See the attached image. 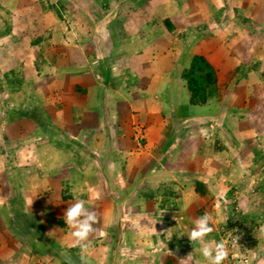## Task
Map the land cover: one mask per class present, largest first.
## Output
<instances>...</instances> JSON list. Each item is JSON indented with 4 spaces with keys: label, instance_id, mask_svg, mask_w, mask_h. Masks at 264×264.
<instances>
[{
    "label": "crops",
    "instance_id": "0c3cea01",
    "mask_svg": "<svg viewBox=\"0 0 264 264\" xmlns=\"http://www.w3.org/2000/svg\"><path fill=\"white\" fill-rule=\"evenodd\" d=\"M253 38L264 0H0V264H216L246 194L264 264ZM195 54L226 99L190 102Z\"/></svg>",
    "mask_w": 264,
    "mask_h": 264
},
{
    "label": "rangeland",
    "instance_id": "374dc122",
    "mask_svg": "<svg viewBox=\"0 0 264 264\" xmlns=\"http://www.w3.org/2000/svg\"><path fill=\"white\" fill-rule=\"evenodd\" d=\"M232 38H234V36H231ZM237 42L241 43L240 41V37L237 36L236 37ZM215 43L216 44H224L227 45L229 43V35H226L225 37L222 36H217L215 37ZM256 47L259 44H262L264 46V39L260 38V39H254L253 38V42L251 43ZM262 57H264V54L262 55ZM256 66V64H255ZM1 73V72H0ZM215 76H216V71H215ZM1 77V76H0ZM216 96L217 97H221L220 95H222V97L224 99H226V91H229V85L224 84V83H218L217 86V80H216ZM1 87V86H0ZM5 88H2L1 93L5 92L4 91ZM264 136V134H263ZM262 155V154H261ZM258 162L253 166L254 170H258L259 171V175L253 176L252 180L249 179V184H248V188L251 189V193L254 194L256 193L254 190L256 187V184H258V186H260L259 189H261L262 191H264V154L262 155V157L260 159L257 160ZM237 190V188H236ZM240 192V191H239ZM239 194V193H238ZM261 194H257L254 197L255 201H262L264 203V192L262 193L261 196H258ZM245 196V201L243 202L242 200L244 199ZM244 196H238L237 199H233L231 201L234 202L233 205V214H229L224 216L225 220L229 221L228 224L226 225V223L224 224V226L221 227V234H222V238H223V251H221L217 256H218V260H220L222 263H226V264H260V259L258 260L257 257L255 256V252L252 250V248L250 249V247L252 246H248L247 247V230L248 228L244 227L245 223L243 222V218H242V210H244V212L246 214H248V208H249V204L248 201L250 202V197H248V195H244ZM246 198L248 199L246 201ZM242 199V200H241ZM226 201L225 199H223L220 202V206L223 204H225ZM244 214V213H243ZM232 218V219H230ZM240 223L241 227L240 230L241 232H243V238L239 241V243H235L234 246H231L230 243H232V241H229L226 244V238L228 236V234H231L232 236L236 234V236L238 235V233L240 231H236L235 230V226ZM229 240H231V237H229ZM250 244V243H249ZM248 249V250H247ZM250 250V251H249ZM217 264V262H216Z\"/></svg>",
    "mask_w": 264,
    "mask_h": 264
},
{
    "label": "trees",
    "instance_id": "16d2710c",
    "mask_svg": "<svg viewBox=\"0 0 264 264\" xmlns=\"http://www.w3.org/2000/svg\"><path fill=\"white\" fill-rule=\"evenodd\" d=\"M181 76L186 81L193 104H204L217 93L215 70L202 55H193Z\"/></svg>",
    "mask_w": 264,
    "mask_h": 264
},
{
    "label": "built area",
    "instance_id": "2783aa9c",
    "mask_svg": "<svg viewBox=\"0 0 264 264\" xmlns=\"http://www.w3.org/2000/svg\"><path fill=\"white\" fill-rule=\"evenodd\" d=\"M241 224L240 223H238L236 226H235V230L238 232V231H240L239 233H238V235L236 236V234L235 235H231V234H228V236H227V238H226V244L229 242V241H232V243H230V245L231 246H234V244L235 243H239V241L243 238V232H241V230H240V226ZM229 237H231V240H229ZM217 264H226V263H222L220 260H217Z\"/></svg>",
    "mask_w": 264,
    "mask_h": 264
}]
</instances>
